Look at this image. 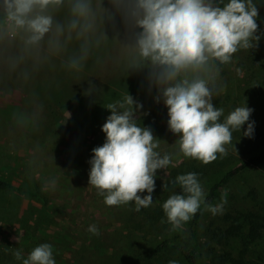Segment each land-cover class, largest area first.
<instances>
[{
	"label": "rangeland",
	"instance_id": "obj_1",
	"mask_svg": "<svg viewBox=\"0 0 264 264\" xmlns=\"http://www.w3.org/2000/svg\"><path fill=\"white\" fill-rule=\"evenodd\" d=\"M204 8L196 0H0V179L10 183L0 189V264H189L175 250L146 255L189 232L214 177L264 148L261 40L251 29L236 37ZM213 80L231 120L212 139L219 166L177 216L151 225L138 207L200 146L196 118ZM156 95L174 96L172 107L151 103ZM263 209L264 163L206 210L204 264L226 251L264 264V239H212L226 213Z\"/></svg>",
	"mask_w": 264,
	"mask_h": 264
},
{
	"label": "trees",
	"instance_id": "obj_2",
	"mask_svg": "<svg viewBox=\"0 0 264 264\" xmlns=\"http://www.w3.org/2000/svg\"><path fill=\"white\" fill-rule=\"evenodd\" d=\"M199 4L204 5V12L207 17L211 14H217L227 21L234 29V35L240 37L241 34L253 30L261 40V50H264V0H196ZM161 14L164 16L166 23L172 22L173 13L168 9L165 2L161 5ZM263 62V60H261ZM190 75L195 74V65L191 66ZM166 90V89H165ZM168 91V90H166ZM173 94V93H171ZM182 92H179V95ZM180 96L176 98L178 105L180 104ZM171 98L159 97L152 99L151 103H156L159 107H172ZM227 97L223 99L220 92L216 88L214 80L210 82L206 93L205 102L202 105L198 118H196V126L201 143L193 153L192 158L185 166L177 168L173 172L172 179L166 184L160 193L155 194L146 202L138 207V211L145 221L151 225L160 222L169 214L177 216L180 211L185 208L183 203L188 204L189 192L197 187V184L206 175L215 171L219 166L217 155L215 153L213 137L222 130V127L231 120L223 112ZM150 105V103H148ZM173 105V104H172ZM87 106V105H86ZM223 125V126H222ZM222 126V127H221ZM218 154V153H217ZM264 163V148L263 150L252 157L242 161L234 167L226 171L223 176H217L212 179L209 193L199 208H196L190 230L188 233H172L170 237H166L162 242L148 249L147 258L152 259L167 252L175 250L189 264H204V253L201 245L200 228L201 219L205 212L216 201L217 197L223 192L229 184L241 173L257 167ZM10 183L0 179V189H6ZM253 200L259 198V193L256 188L252 187L247 193ZM223 221L227 225L225 228H219L214 231L212 239H216L217 244H227L233 238H242L244 242L250 243L264 239V209L260 214L256 212L235 213L228 212L223 217ZM211 251V248H209ZM242 254H245L242 251ZM213 264H247L243 261L242 256L235 258L231 252L226 251L221 255L215 256L212 259Z\"/></svg>",
	"mask_w": 264,
	"mask_h": 264
}]
</instances>
